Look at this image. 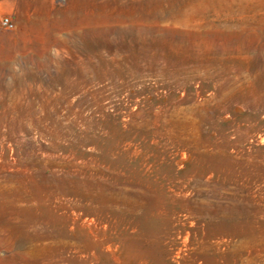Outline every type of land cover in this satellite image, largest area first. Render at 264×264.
Returning a JSON list of instances; mask_svg holds the SVG:
<instances>
[{
    "label": "rangeland",
    "instance_id": "obj_1",
    "mask_svg": "<svg viewBox=\"0 0 264 264\" xmlns=\"http://www.w3.org/2000/svg\"><path fill=\"white\" fill-rule=\"evenodd\" d=\"M2 16L0 264H264V0Z\"/></svg>",
    "mask_w": 264,
    "mask_h": 264
},
{
    "label": "built area",
    "instance_id": "obj_2",
    "mask_svg": "<svg viewBox=\"0 0 264 264\" xmlns=\"http://www.w3.org/2000/svg\"><path fill=\"white\" fill-rule=\"evenodd\" d=\"M0 24L6 28H12L13 27V21L7 16H2L0 18Z\"/></svg>",
    "mask_w": 264,
    "mask_h": 264
},
{
    "label": "bare ground",
    "instance_id": "obj_3",
    "mask_svg": "<svg viewBox=\"0 0 264 264\" xmlns=\"http://www.w3.org/2000/svg\"><path fill=\"white\" fill-rule=\"evenodd\" d=\"M98 215H99V214H98ZM74 220H75V219H74ZM83 220H84V219H83ZM84 222H85V225H86V226H89V225L92 226V225L95 223L92 219H88V220L86 219ZM96 223H97V222H96ZM102 225H103V224H102ZM94 226H95V225H94ZM94 226H93V227H94ZM88 229H89V228H88ZM92 229H93V228H92ZM95 230H96V229H95ZM86 232H87V231H86ZM90 235H91V234H90ZM91 238H92V236H91Z\"/></svg>",
    "mask_w": 264,
    "mask_h": 264
}]
</instances>
